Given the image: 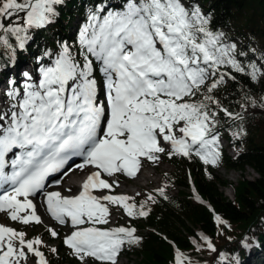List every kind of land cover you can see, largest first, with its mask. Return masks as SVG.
<instances>
[{
  "label": "snow or ice",
  "instance_id": "obj_1",
  "mask_svg": "<svg viewBox=\"0 0 264 264\" xmlns=\"http://www.w3.org/2000/svg\"><path fill=\"white\" fill-rule=\"evenodd\" d=\"M62 4L64 0H0V45L10 46L15 38L23 48L30 31L54 22ZM207 23L199 7L189 8L182 0H121L115 9L100 0L79 32L81 59L64 44L51 65L40 68L38 82L25 72L21 92L10 81L4 93L8 103L0 107V212L24 225L40 224L29 197L69 160L82 157L100 171L89 175L79 195L47 193V210L61 225L70 220L75 230L64 244L82 264L86 258L117 264L122 247L138 244L139 237L134 228L96 227L108 223L109 208L101 200L120 205L129 217L148 212L143 205L137 212L124 195H92L90 189L111 188L101 171L109 177L121 171L135 176L141 157L155 160V154L166 151L161 140L170 145L169 155L195 154L212 165L219 158L216 112L210 108L219 102L200 90L221 65L240 73L245 68L230 55L235 45H224L223 34L210 31ZM258 71L252 65L247 74L256 80ZM224 78L221 74L207 92ZM101 88L105 102L98 97ZM9 154L14 156L10 161ZM9 166L11 171H5ZM26 210L30 212L22 216ZM216 220L223 223L219 216ZM88 224L93 226L83 227ZM25 235L0 225V264H26L29 253L38 258L36 264H48L39 249L43 241H26ZM201 239L216 251L207 237ZM185 259L177 251L176 264Z\"/></svg>",
  "mask_w": 264,
  "mask_h": 264
},
{
  "label": "trees",
  "instance_id": "obj_2",
  "mask_svg": "<svg viewBox=\"0 0 264 264\" xmlns=\"http://www.w3.org/2000/svg\"><path fill=\"white\" fill-rule=\"evenodd\" d=\"M99 2L64 0V4L57 6L54 22L31 30L23 48L15 38H10V46L0 45V75L11 67H23L29 60L35 67L41 62L45 64L64 44L81 59L79 29L86 23L89 10ZM103 2L113 9L121 4V0ZM182 2L189 8L199 7L208 20L207 28L222 33L224 45H235L230 55L245 68L240 73L221 65L200 90L219 102V107L215 103L210 105L216 112L218 167L239 172L250 168L259 178L251 181L242 177L235 185L218 177L215 167L205 164L199 156L169 155L170 148L167 162L174 170L166 179L177 194L164 191L160 195L159 191H153L130 198L127 202L135 203L137 212L144 206L143 210L148 212L145 217H129L119 207L125 219L136 227L135 236L139 237L138 244H125L119 256L139 257L140 264H176V246L187 258L183 264H253L252 261L259 259L264 264V77L259 81V76L264 74V0ZM76 20H81L83 25L75 29ZM252 65L259 70L256 80L247 74L252 71ZM221 74H225L224 81L208 93L207 87ZM200 98L198 94L195 99ZM221 109L232 115H226ZM221 139L237 151L236 157L226 153L220 145ZM221 187L233 189L232 200L224 195ZM194 189L201 203L193 201L195 195L190 192ZM217 216L223 223L217 222ZM202 236L212 242L215 252L208 249ZM46 238L58 244L55 253L46 246L43 249L49 264H78L77 257L61 237Z\"/></svg>",
  "mask_w": 264,
  "mask_h": 264
},
{
  "label": "rangeland",
  "instance_id": "obj_3",
  "mask_svg": "<svg viewBox=\"0 0 264 264\" xmlns=\"http://www.w3.org/2000/svg\"><path fill=\"white\" fill-rule=\"evenodd\" d=\"M81 24H82L81 20H76L74 22V28L76 29L77 26L78 25L81 26ZM59 52L60 50L56 54H51L50 55L51 59L49 60V62H46L45 64L41 62V64L38 66L36 65V67L33 65L32 61L29 60V63L24 65L27 69L26 70L23 69L22 70L23 72L21 74L14 67H11V69L8 72L6 71L4 72L3 75H0V80L1 82H3L0 91L1 93H3L5 104L7 105L8 100H7V97L4 95V93L9 88L10 81H14L13 86L22 92L23 85L27 82L24 76V73L25 72L29 73L31 77L33 78V82H38L40 79V71H39L40 68L50 66L52 63V60L56 58ZM231 56L233 55L231 54ZM38 57L40 56L38 55ZM262 77H264V74L259 76V81H261ZM96 78L97 80H100V75L98 72L96 73ZM207 81H210V78ZM161 144L166 149V151L163 153L155 154L158 157L155 160H148L145 157H141L140 158V168L136 173V175L153 174V176L151 177L152 182L148 183V181L142 180L139 184H137L134 180L135 176H128L124 172L121 171L120 174L122 173V175L118 174V175H113L107 178L105 177V181H107L111 185L112 184L120 185L117 187V190L111 191L110 188H108L106 189L107 191L100 192L99 188H97L96 189L98 190L97 197L101 198L104 195H114V196L124 195L129 198H132V197L141 196L145 192L159 191L160 189H163V191H168V192H171V194L176 195L177 190L174 188H170L169 182L166 179L167 175L172 173L174 170L173 167L167 162V156H166L168 150L170 149V145L167 143H164L162 140H161ZM220 144H221V140H220ZM226 153H230L228 149L226 150ZM212 166L215 167L216 174L218 175V177L226 180L227 182L233 183L235 185L242 179V177H246L248 180H251V181H254L259 178V176L250 168H247L246 171L244 172H239V171H229L223 167H218V163ZM92 173H94V171H91V170L87 172H83V173H76L75 175L80 174L81 178L75 179V181H77L78 184L80 185L82 182L88 179L89 174H92ZM232 175H237V179L235 181L231 179ZM101 176H102V172H101ZM65 181L67 184V182L69 181V176H66L64 178V182ZM58 190H62L65 193V194L60 193L62 194V197H66L67 195H74L77 192H79L78 187L70 188V187H66L64 184L61 185V183L60 184L54 183L46 191L56 192ZM228 190H230V188L221 187V191L224 193V195L227 198L232 200L234 196L233 189H232V194H228ZM190 193L195 195V191H192ZM193 201L195 203H201V200L197 196L196 198L193 199ZM101 203L105 204L109 208V215L106 218L108 220V223L104 225H95V226L101 229H111V228H117V227L131 228V221H129L128 219H125L124 215L120 212L118 205H112L108 203L107 201H103V200H101ZM37 208L38 209L36 210V214L41 219L40 224H36L35 222H30L28 225H24L20 223L19 221H12L8 213L4 212V213H0V225L10 227L16 231L26 233L25 235L26 241L35 239V238L41 239L43 241L42 245L39 246V249L41 251L45 248V246L50 249L56 248L58 244L55 242H50L46 238V237L52 236L48 230L52 229L55 232H57V236L61 237L60 240L64 242V239L71 234L73 229H70L69 227L70 224L68 222L64 225L55 223L49 215L45 214V211L42 208L41 203H40V206H38ZM21 215L23 216L26 214L21 213ZM90 226H93V225L88 224V225H84L83 227H90ZM65 246L67 245L65 244ZM25 251H27V249H25ZM255 256L256 255L254 254V257ZM36 261H37L36 257H34L31 253H29L26 264H36ZM77 261H78V264H82V262L80 261L78 257H77ZM140 263H141V258L139 257H134V259L128 260L124 256H119V254L117 256V264H140ZM252 263L260 264V259L259 261H256V262L252 261ZM22 264H24V262H22ZM83 264H101V262L94 261L90 258H86Z\"/></svg>",
  "mask_w": 264,
  "mask_h": 264
},
{
  "label": "bare ground",
  "instance_id": "obj_4",
  "mask_svg": "<svg viewBox=\"0 0 264 264\" xmlns=\"http://www.w3.org/2000/svg\"><path fill=\"white\" fill-rule=\"evenodd\" d=\"M14 68L17 70V71H19V73L21 74L23 71V69L24 70H26L27 68L25 67V66H23V67H19V66H14ZM2 83L3 82H1V80H0V89H1V87H2ZM2 94V95H1ZM4 96H3V93H1V91H0V107H6V104H5V100H4V98H3ZM225 146H227L226 144H225ZM230 154L231 155H234L235 154V151H230ZM153 176V174H143V175H136L135 174V178H134V180H135V182L137 183V184H139L142 180H146V181H148V183H150V182H152V179H151V177ZM79 178H81V175L79 174V175H74V176H72V177H69V180H71L70 182H68L67 184H65V186L66 187H70V188H76V187H78V185H77V181H75V179H79ZM233 181H235L236 179H237V175H232V178H231ZM118 186H120V185H111V188H110V190L111 191H116L117 190V187ZM101 191H107L106 189H101ZM57 192H59V193H63V194H65L62 190H58ZM228 194H232V189H230V190H228ZM46 213V212H45ZM71 226V225H70ZM72 227V226H71Z\"/></svg>",
  "mask_w": 264,
  "mask_h": 264
}]
</instances>
